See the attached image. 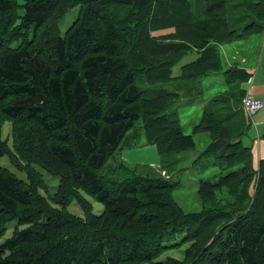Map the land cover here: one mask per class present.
I'll list each match as a JSON object with an SVG mask.
<instances>
[{
	"label": "trees",
	"instance_id": "trees-1",
	"mask_svg": "<svg viewBox=\"0 0 264 264\" xmlns=\"http://www.w3.org/2000/svg\"><path fill=\"white\" fill-rule=\"evenodd\" d=\"M175 1L187 16L170 15L172 0H0V121L14 120V146L26 151L37 182L0 168V233L17 222L0 244V264L150 263L178 233L188 239L184 226L166 220L169 208L177 210L173 219L181 213L201 223L198 263L211 250L215 261L206 264H264V160L257 167L243 142L251 127L243 83L253 74L224 62L221 51L264 31V0ZM113 6L131 9L113 17ZM170 27L177 31L153 34ZM193 52L197 58L175 75ZM193 106L201 114L194 133L212 139L199 156L206 159L201 170L222 173L200 178L198 191L214 194L207 199L216 204L228 185L237 199L232 211L183 213L173 199L180 181L142 173L138 164L123 163L114 178L102 172L138 120L163 169L177 166L176 153L196 147L180 117ZM6 148L0 134V158ZM34 164L59 178V207L41 192L48 184ZM83 193L101 202L102 212ZM75 199L85 216L67 210Z\"/></svg>",
	"mask_w": 264,
	"mask_h": 264
},
{
	"label": "rangeland",
	"instance_id": "rangeland-1",
	"mask_svg": "<svg viewBox=\"0 0 264 264\" xmlns=\"http://www.w3.org/2000/svg\"><path fill=\"white\" fill-rule=\"evenodd\" d=\"M170 1V0H169ZM175 3H172L170 15L175 14L177 17H182V15H186V7L183 2L181 1H175L172 0ZM173 6V7H172ZM114 7L110 9V13L113 17H116L115 15L121 14V11L123 13L126 12V10H130L131 8L126 6H121V9L118 11L114 10ZM79 6H76L68 11L66 16L62 19L60 23V28L62 32L66 31L69 27L70 23L73 22L75 17L77 16L79 12ZM169 8V7H168ZM197 9V8H196ZM181 10V11H180ZM187 11H189V8L187 6ZM145 12V11H144ZM176 17V18H177ZM176 27H170L168 29L164 30H158L154 31L153 34L160 35L164 33H171L176 32ZM43 32L40 33V37L43 38ZM254 35V34H253ZM252 36V35H251ZM257 36H260V34H257ZM45 39L47 38V35L45 34ZM260 46V39L259 37L251 38L250 36L243 40L238 41L232 44H226L221 46L222 56L224 59V62L227 64L229 63H237V65H240L242 67H250V66H256L258 61V54L257 50ZM250 47L252 49L250 50ZM160 51H155V53H159ZM197 53L193 52L187 55L185 58H183L179 63H177L173 69V73L176 75L181 72V66L185 63H188L190 61H193L197 58ZM263 59H264V53H263ZM232 72V71H231ZM255 77V76H254ZM253 77V78H254ZM256 78V77H255ZM254 78V79H255ZM264 80V70L261 67L258 80ZM264 82V81H262ZM262 82L254 81L252 83V86H261ZM247 92V91H246ZM252 94L259 100L264 102V91L258 94H254L252 89ZM258 115L261 118H264V107H262L258 113ZM201 114L200 109L197 106L190 107L186 110H182L180 113L181 117V123L184 127V130L186 133L193 134L196 141V147L191 150H187L185 152H182L181 154L175 155L178 159H182L179 161L177 166H173V164L168 166V170L163 169V165L161 162V155L159 154V150L156 144H152V150L155 151V157L158 161L157 163H153L155 159L152 158L150 148H144L150 153V156L146 159V163L140 164V171L142 173H147L148 171H154L157 178H162L164 180H171V181H180V185L176 187L175 190H173V199L178 203V205L182 208L183 213H190V212H199L197 216L204 217V216H210L213 214L214 210H219L222 213H225V211H232L237 205V199H234V196L231 197L228 185L224 186L223 188H220V191L217 195V203L213 204L212 201H209V199H214V194L211 196L203 195L198 191L199 185L198 182L200 178H207L210 176H214L217 171L212 172V167L207 169L206 171H202L201 167L206 162L205 158H199L201 152L207 147V145L212 140L211 137L207 132H200V133H194V125L199 120ZM256 118V117H255ZM3 121H0V134L1 138L5 141L7 153L0 158V168L11 172L13 174H16L18 177L22 178L23 180L28 182V185L31 184L33 186H36L37 182L36 180L31 179V175L29 174V165L25 161V150H22L21 152H18L16 147L14 146L13 142V127H14V120L9 118L2 119ZM142 126V121L138 120L136 124V128L133 130H130L125 140L123 141L121 147L117 150V152L114 154V156H111L107 163L105 164L103 168V173L109 175L110 177H118L117 172L119 171L118 168L124 163L133 165L135 163L129 162L125 160V154H123L124 150H127V152L130 151L129 156H132V153L134 154H141L135 149H142V147H145L147 144H150L147 141L146 133L144 131V128ZM135 132L137 133V136L135 137ZM134 151V152H132ZM159 154V155H158ZM159 157V158H158ZM199 158V159H198ZM136 159V158H135ZM198 159V161L196 160ZM152 160V161H151ZM134 161V160H132ZM128 162V163H127ZM152 162V163H149ZM160 164V166H159ZM34 167L41 171L44 174L45 180L48 184V190H41V192L49 197L50 202L53 206H58L57 202V188L59 184V178L45 169H43L39 164H34ZM183 168V169H180ZM219 175L220 173L217 172ZM222 175V173H221ZM33 178V177H32ZM207 186V185H206ZM205 186V187H206ZM38 193V192H37ZM84 196L89 199L92 203V207L95 213H100L103 210V204L93 198L90 195H87L86 193H83ZM71 205L68 206L67 210L75 215L78 216H85V213L83 209L78 204V201L72 200ZM239 203V202H238ZM170 212H168V215L165 216L166 220L169 222H173L172 228H179L181 226H184L189 232H187L188 239L182 238L183 232H180L171 239L169 245L164 248V250L156 256L155 260L153 262H148L146 264H206L208 261L212 262L214 260V255L211 250H208L207 253L203 256V261L198 263L199 259L202 257L203 252L198 251L200 249V244L202 240L197 238V229L200 228L201 223H192L187 222L184 216L181 213H177V216L173 219L174 215L176 214L177 210H174L172 208H169ZM17 225V222L15 220L10 221L6 225V230L2 231L0 233V244L6 240L8 237L12 236L15 231V227ZM221 225V224H219ZM171 228L166 229V233H170ZM186 235V234H185ZM184 235V236H185ZM214 238H211L208 241V244L205 246V248H209L211 245H209L211 242L214 243ZM108 264V263H106ZM219 264V263H217Z\"/></svg>",
	"mask_w": 264,
	"mask_h": 264
},
{
	"label": "crops",
	"instance_id": "crops-1",
	"mask_svg": "<svg viewBox=\"0 0 264 264\" xmlns=\"http://www.w3.org/2000/svg\"><path fill=\"white\" fill-rule=\"evenodd\" d=\"M258 34H260V36H257V34L250 36L251 38L259 37V39H260V46H259V49L257 50V54L259 56L257 64H256V66H250V67H246V68L244 67L245 69L250 71L253 75L250 78V81L243 83V87L245 88L246 91H249L251 93H252V89H253L254 94H258V93H261L262 91H264V82H262L264 80L263 79L258 80V76H259V72H260L261 67L264 70V59H263L264 31L262 33H258ZM251 49H252V47H250V50ZM254 81H258V82L261 81L262 85L261 86H254L253 85L252 86V83ZM259 111L253 117H249L247 115L251 120V127L249 129L247 136L243 137L244 144L251 146V148H252L254 164L257 167L259 166V162L261 160H264V118H261L258 115ZM152 146H153L152 144H147L145 147H142V149L136 148L135 150L138 151L139 153H141L139 155L132 153V156H129L128 153H130V151L127 152V150H124L123 154H125V158H126L125 160L132 162V163H135L133 165H136V164L140 165V164L146 163L143 161H146V159H150V158H148L150 156V153L147 151H143V150H146L144 148H150L148 150H150L152 158L155 159L153 161V163H157L158 159L154 158L155 157V155H154L155 151L154 150L151 151ZM132 152H134V151H132ZM132 160H134V161H132ZM149 163H152V162H149ZM159 166H160V164H159Z\"/></svg>",
	"mask_w": 264,
	"mask_h": 264
},
{
	"label": "built area",
	"instance_id": "built-area-1",
	"mask_svg": "<svg viewBox=\"0 0 264 264\" xmlns=\"http://www.w3.org/2000/svg\"><path fill=\"white\" fill-rule=\"evenodd\" d=\"M242 105L249 117H253L262 107L264 102L259 101L251 92L247 91L242 99Z\"/></svg>",
	"mask_w": 264,
	"mask_h": 264
}]
</instances>
